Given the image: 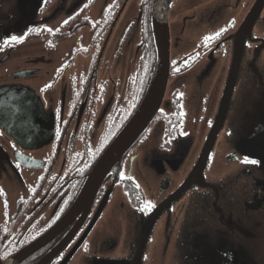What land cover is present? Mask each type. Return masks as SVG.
Wrapping results in <instances>:
<instances>
[{
	"label": "flooded vegetation",
	"instance_id": "af4514ba",
	"mask_svg": "<svg viewBox=\"0 0 264 264\" xmlns=\"http://www.w3.org/2000/svg\"><path fill=\"white\" fill-rule=\"evenodd\" d=\"M152 5L0 0V89L37 95L50 128L0 124L3 257L72 210L23 264L62 242L45 264H264V0H170L162 102L78 205L154 77Z\"/></svg>",
	"mask_w": 264,
	"mask_h": 264
},
{
	"label": "water",
	"instance_id": "95a60500",
	"mask_svg": "<svg viewBox=\"0 0 264 264\" xmlns=\"http://www.w3.org/2000/svg\"><path fill=\"white\" fill-rule=\"evenodd\" d=\"M169 2L170 0H153L152 18L153 31L157 44L158 58L154 77L140 108L132 119L127 123L116 140L108 150V155L98 163L89 178L87 187L80 198L78 205L85 202L91 194V190L97 188L100 180L111 165V160L116 153L125 151L144 131L158 110L168 83L171 67V34L169 24ZM261 10L254 6L250 13L254 21ZM0 124L9 133L20 141L39 140L40 142L50 133L49 121L44 112L40 99L25 87H5L0 89ZM72 210L57 224L44 234L20 248L6 260L0 258V264H19L32 252L48 242L62 226L69 220ZM63 242L52 249L36 264H45L61 248Z\"/></svg>",
	"mask_w": 264,
	"mask_h": 264
},
{
	"label": "snow or ice",
	"instance_id": "6c2138e0",
	"mask_svg": "<svg viewBox=\"0 0 264 264\" xmlns=\"http://www.w3.org/2000/svg\"><path fill=\"white\" fill-rule=\"evenodd\" d=\"M67 22H68V21H65V23H67ZM49 31H51V30L49 29ZM222 31H224V29H222L221 32H222ZM220 34H221L220 32H217V33H215L214 36L206 37V38H205V42H206V43H207V42H210L212 39L218 37ZM18 39H19V38H18L17 36H12V37H11V40H12V41H17ZM3 43L6 45V44H8V41H7V40H4ZM245 162H248V163H255V161H250V160H248L247 158L245 159ZM152 207H153V205L149 202V203L147 204V206H146V209H144V210L150 209V208H152Z\"/></svg>",
	"mask_w": 264,
	"mask_h": 264
},
{
	"label": "rangeland",
	"instance_id": "374dc122",
	"mask_svg": "<svg viewBox=\"0 0 264 264\" xmlns=\"http://www.w3.org/2000/svg\"><path fill=\"white\" fill-rule=\"evenodd\" d=\"M2 253H3V255H2ZM9 253H10V251H7V250L1 252V253H0V258L3 259V260H6L7 257L5 258V257H3V256H7ZM1 255H2V256H1Z\"/></svg>",
	"mask_w": 264,
	"mask_h": 264
},
{
	"label": "trees",
	"instance_id": "16d2710c",
	"mask_svg": "<svg viewBox=\"0 0 264 264\" xmlns=\"http://www.w3.org/2000/svg\"><path fill=\"white\" fill-rule=\"evenodd\" d=\"M149 6H150V5H149ZM149 9H150V7H149ZM149 27H150L149 29H151V23H149ZM24 261H25V260H23L20 264H23Z\"/></svg>",
	"mask_w": 264,
	"mask_h": 264
}]
</instances>
